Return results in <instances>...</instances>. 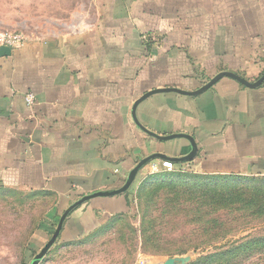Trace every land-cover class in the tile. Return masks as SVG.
I'll list each match as a JSON object with an SVG mask.
<instances>
[{"label":"crops","instance_id":"1","mask_svg":"<svg viewBox=\"0 0 264 264\" xmlns=\"http://www.w3.org/2000/svg\"><path fill=\"white\" fill-rule=\"evenodd\" d=\"M88 1L89 22L80 24L73 11L71 22L31 33L0 56V193L33 195L45 205L21 264L83 195L118 189L148 155L190 152L188 139L162 141L136 125L132 107L144 93L194 91L221 71L254 82L264 71V0ZM135 115L159 135L193 138L196 156L173 162L174 170L264 175V81L252 88L224 76L194 96L154 93ZM160 162L142 167L126 192L73 208L39 264H53L59 249L128 213L132 188Z\"/></svg>","mask_w":264,"mask_h":264},{"label":"rangeland","instance_id":"2","mask_svg":"<svg viewBox=\"0 0 264 264\" xmlns=\"http://www.w3.org/2000/svg\"><path fill=\"white\" fill-rule=\"evenodd\" d=\"M88 6V0H0V31L27 37L61 19L70 20L78 10L82 24L90 20ZM179 170H167L166 176L156 180L154 174L148 175L150 186L139 183L132 188L127 214L114 216L94 233L59 249L53 264H164L170 259L173 264H188L264 237V175L205 176L191 169ZM204 189L233 194L235 209L224 206L209 215L203 209L192 213L186 203L200 200ZM44 206L33 195L0 193V264L22 263L24 242ZM151 225V232L142 231ZM214 226L218 231L209 234L207 229ZM254 247L245 252L244 260L232 264H264V245Z\"/></svg>","mask_w":264,"mask_h":264},{"label":"water","instance_id":"3","mask_svg":"<svg viewBox=\"0 0 264 264\" xmlns=\"http://www.w3.org/2000/svg\"><path fill=\"white\" fill-rule=\"evenodd\" d=\"M11 52V48L5 45H0V56H6L9 55ZM230 77L233 78L235 80H237L238 82L242 83L243 85L247 86V87H257L259 86L263 81H264V71L262 73V75L254 82H249L247 81L245 78H243L242 76L230 72V71H221L219 73H217L216 75H214L208 82H206L204 85H202L201 87H199L198 89L194 90V91H185V90H181L178 88H162V89H154L151 91H148L146 93H144L141 97H139L133 104L132 107V118L134 120V122L136 123V125L142 129L144 132H146L147 134L155 137L156 139L162 140V141H167V140H171L174 138H186L190 141L191 143V150L189 153H187L186 155L180 156V157H169L163 153H154L151 155H148L144 158H142L127 174L126 180L124 182V184L119 187L118 189L112 190V191H96L90 194H86L83 195L82 197H80L78 200H76L75 202H73L70 206H68L60 215L57 225L51 235V237L49 238V240L44 244V246L39 250L38 253H36L32 259L30 260L29 264H39V262L41 261V259L46 255V253L48 252V250L51 248V246L55 243L56 239L58 238L59 232L62 228L63 222L65 220V218L67 217V215L70 213V211L75 208L76 206L92 199L95 197H102V196H112V195H117L120 193H124L126 192L130 186L134 183L136 176L138 174V172L140 171V169H142V167H144L147 163H149L150 161L156 159V158H160V159H164V160H170L172 162H183V161H189L192 160L197 153V146L193 140V138L190 135L184 134V133H176V134H171V135H159L157 133H154L150 130H148L146 127H144L136 118L135 115V109L137 107V105L143 101L145 98H147L148 96L154 94V93H159V92H176L179 94H183V95H190V96H194L197 95L199 93H201L202 91L208 89L210 86H212L217 80H219L221 77ZM164 264H173V260L170 259L168 260L166 263Z\"/></svg>","mask_w":264,"mask_h":264},{"label":"trees","instance_id":"4","mask_svg":"<svg viewBox=\"0 0 264 264\" xmlns=\"http://www.w3.org/2000/svg\"><path fill=\"white\" fill-rule=\"evenodd\" d=\"M172 171L178 172V173L182 172L181 170H172ZM164 172H166V170L154 172L153 173L154 175L152 177L154 178V180H156L159 177L166 176V173ZM203 175L220 176V175H211V174H203ZM152 177H147L145 181L141 183L142 186L143 187L150 186V184L148 183L149 181L148 179ZM191 177H194V176H191ZM189 192L194 194V190H190ZM200 192H201L199 194L200 200L192 199V202L188 200V202L186 203V206L188 207L187 209H189V211L192 212L194 210L200 213L199 211H202L203 209L204 211L207 212V215H209V213L217 211L219 207L227 206L232 209H235L236 207L234 195L229 192L225 194V193H219L217 191H213L209 189H204V190H201ZM131 203H132V200H131ZM174 211H175V208H174ZM169 213H171V211ZM124 214H127V213H124ZM124 214H121V215H124ZM112 218L110 219V221L112 220ZM212 222L215 223L216 221L212 219ZM150 227L151 228H148V227H145L144 229L142 228V231L151 232L154 229V227L152 225ZM215 227L216 226H214V228L210 227L209 229H207L208 230L207 232L209 234H212V231H215V230L217 232L218 231L217 229L219 228H215ZM189 239L190 238H183V240H189ZM257 243L258 244L262 243L264 245V237H255V238L248 239L247 241H244L243 243L232 245L229 249H226L224 251H217L212 254L201 256L188 264H232L236 261V259L239 261H242L245 259V256H246L245 252L247 251L249 253L252 252L255 248L254 246H256Z\"/></svg>","mask_w":264,"mask_h":264},{"label":"built area","instance_id":"5","mask_svg":"<svg viewBox=\"0 0 264 264\" xmlns=\"http://www.w3.org/2000/svg\"><path fill=\"white\" fill-rule=\"evenodd\" d=\"M27 40V37L21 32H9L0 31V45H5L12 48H17L22 46ZM26 105L30 106L34 102L33 93L25 94ZM174 168V163L170 160L161 159L160 164L153 163L150 166L151 173L158 172L160 170H172Z\"/></svg>","mask_w":264,"mask_h":264}]
</instances>
